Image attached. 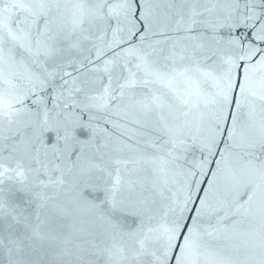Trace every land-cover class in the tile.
Wrapping results in <instances>:
<instances>
[{"label":"snow or ice","instance_id":"6c2138e0","mask_svg":"<svg viewBox=\"0 0 264 264\" xmlns=\"http://www.w3.org/2000/svg\"><path fill=\"white\" fill-rule=\"evenodd\" d=\"M0 264H264V0H0Z\"/></svg>","mask_w":264,"mask_h":264}]
</instances>
